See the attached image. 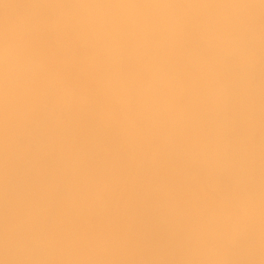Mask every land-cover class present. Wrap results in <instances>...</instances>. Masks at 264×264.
I'll use <instances>...</instances> for the list:
<instances>
[{
    "label": "bare ground",
    "instance_id": "bare-ground-1",
    "mask_svg": "<svg viewBox=\"0 0 264 264\" xmlns=\"http://www.w3.org/2000/svg\"><path fill=\"white\" fill-rule=\"evenodd\" d=\"M0 264H264V0H0Z\"/></svg>",
    "mask_w": 264,
    "mask_h": 264
}]
</instances>
